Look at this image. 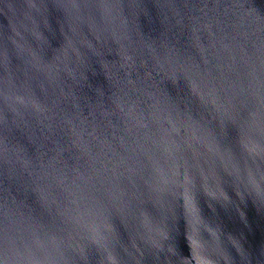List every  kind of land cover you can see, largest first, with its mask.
<instances>
[{"label": "water", "instance_id": "95a60500", "mask_svg": "<svg viewBox=\"0 0 264 264\" xmlns=\"http://www.w3.org/2000/svg\"><path fill=\"white\" fill-rule=\"evenodd\" d=\"M0 264H264V0H0Z\"/></svg>", "mask_w": 264, "mask_h": 264}]
</instances>
